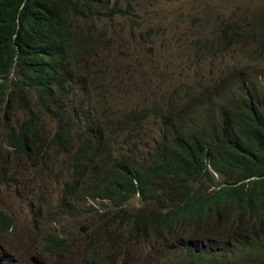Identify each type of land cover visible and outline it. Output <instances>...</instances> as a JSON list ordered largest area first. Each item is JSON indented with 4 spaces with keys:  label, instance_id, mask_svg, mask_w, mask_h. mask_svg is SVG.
Returning <instances> with one entry per match:
<instances>
[{
    "label": "trees",
    "instance_id": "obj_1",
    "mask_svg": "<svg viewBox=\"0 0 264 264\" xmlns=\"http://www.w3.org/2000/svg\"><path fill=\"white\" fill-rule=\"evenodd\" d=\"M113 1L0 0V110L29 113L9 136L16 155L40 161L50 145L67 142L70 131L61 124L51 142L41 135L29 93L49 113L58 106L70 77L64 68L95 48L89 20H112L120 12ZM244 23L220 24L217 54L247 48L264 57V12ZM240 80L231 100L223 98L231 90L228 78L217 85V114L209 108L201 125L162 131L142 162L113 156L104 132L127 130L144 113L107 117L96 130L89 126L69 155L63 202L90 198L123 205L139 193L156 210H141L129 223L175 237L174 264H181L179 255L190 264H264V78L250 72ZM167 202L173 204L169 210ZM200 239L204 243L197 244Z\"/></svg>",
    "mask_w": 264,
    "mask_h": 264
},
{
    "label": "rangeland",
    "instance_id": "obj_2",
    "mask_svg": "<svg viewBox=\"0 0 264 264\" xmlns=\"http://www.w3.org/2000/svg\"><path fill=\"white\" fill-rule=\"evenodd\" d=\"M112 5L120 12L108 21L110 39L103 55L110 64L101 55H90L80 74L88 78L87 89L94 94L95 103L99 101L92 115L112 119L132 111L149 115L127 130H105L111 145L107 150L113 151V156L130 155L145 161V153L154 148L162 129L181 121L186 129L201 125L207 109L217 111V92L209 95L212 98H201L205 91L228 78L231 90L223 98L231 100L236 84L250 72L260 81L264 78V57L253 55L251 49L232 48L221 55L212 48L213 41L221 40L220 24L239 22L245 27L244 22L264 12V0H115ZM119 62L130 63L118 69L115 64ZM236 66V70H225ZM69 71L64 68L65 73ZM103 89L109 93L103 94ZM29 97L35 123L47 137L56 131V123L38 104V97ZM12 108V112L0 110V120L8 125L0 127V158L8 150L5 137L29 117L26 111ZM68 157L62 148L61 154L49 149L39 162L8 154L9 166L3 167L7 173L0 174V210L12 218L13 227L8 233L0 231V264H86L87 260L93 261L91 264H167L151 246L136 245L128 250L124 242L111 244L108 235L124 230L119 220L123 215L116 217L109 203L62 202ZM149 205L153 204L135 197L124 209L146 207L151 211ZM50 238H61L63 244L54 243L51 250ZM201 243L204 240L197 241ZM216 243L207 240L212 249H217ZM175 248L173 243L174 253ZM235 249L242 252L240 247ZM178 259L190 264L181 255Z\"/></svg>",
    "mask_w": 264,
    "mask_h": 264
},
{
    "label": "clouds",
    "instance_id": "obj_3",
    "mask_svg": "<svg viewBox=\"0 0 264 264\" xmlns=\"http://www.w3.org/2000/svg\"><path fill=\"white\" fill-rule=\"evenodd\" d=\"M110 21H113V19ZM89 23H90L91 27H93L92 36H93L94 41H95V44H94L95 48H92L90 50V52L86 53L85 55L80 56V58L83 60H78L77 63L71 67L70 71L67 72V73H69L70 77L68 78V80L65 83H63V89L61 90V101L57 107L51 108L50 113H49V111L47 112L48 114H50V118L53 121H55V123H56V126H57L56 131L51 132V133H47V137H46L45 135H43V130L40 129L41 135H43L47 139V141H49V142H51L53 137L55 136V134L58 130V124L59 125L61 124V126L63 127L62 129L64 131H67V130L70 131L66 143H64L62 146L50 145L48 148V150L53 148L57 153H60V154H61V148H62L64 151V154L66 156H69L75 150L76 144L81 140V138L83 137L84 131L89 126H92L94 128V130H96L102 125L103 121L106 120L107 117L109 119H112L107 115L104 117H99V116L94 117L92 115V111L99 104V101H97L98 103H95L94 94L92 93V91L87 89V87L89 85L88 78L82 77L80 75L82 72V69H84V66L87 65L90 55H101L104 59V62L107 65L110 64L109 59L104 57V55H103V51L108 48L107 43H108V40L110 39L109 38L110 29H109L108 20L103 19V18L100 20H89ZM212 48L214 50H216V40L212 42ZM78 63H83V65H80ZM129 63L130 62H128L126 64H121L119 62V63H116L115 66L118 69H121V68L129 65ZM72 72H76L78 75L74 74ZM119 74L120 73L118 72V75ZM214 92H217V88H215L213 90L205 91L202 94L201 98H205ZM102 93L106 94V93H109V91L107 89H103ZM29 94L32 95V97H35L32 92H30ZM212 97L213 96H209L208 98H212ZM29 99H30V97H29ZM0 108H1V106H0ZM101 109H102V107H101ZM106 111H107L106 113H108V111H109L108 108H106ZM214 112H215V114H217V111L214 110ZM140 113H144L145 117H149V115L146 112H139V113H135L133 111L131 112V114H133V117L137 114H140ZM129 114L130 113H128V114L122 113L120 116H125V115H129ZM177 120L180 121V119H178V118H177ZM179 124L184 125V123L182 121ZM179 124H174L170 128L165 127L164 129L161 130V132L162 131L174 132L177 129V126ZM6 126H8L6 124V120H0V127L2 128V127H6ZM38 127H39V125H38ZM17 129H18V127L14 130H11L9 132V134L5 137V141H6V144L8 146V150H7L6 154L2 155L0 158L1 159L0 164L2 165V167H0L1 168V171H0L1 175L7 173V171L4 170L3 167L9 166L7 164L8 154L11 152L12 156H18L15 153H13L12 148L8 144L10 134H12L14 131H17ZM113 130H114V128H113ZM105 143L108 144L109 140L106 139L104 144ZM68 159H69V157H68ZM37 162H39V161L37 160ZM69 162H71V160H69L68 163ZM208 169L214 174V176L217 175L211 169V167H208ZM67 171H68V177H67L68 179L65 180L64 182H66L70 179V171L68 169H67ZM64 182H63V184H64ZM135 197L141 198L139 193H137L134 197H132L127 203H124L123 205H120V203L118 205H114L112 202L107 201V200H100V199H94L93 200L90 198H87L84 202H86V201H92V202L104 201L106 203H109L115 209L114 215L116 217L119 218L118 214L123 215L121 218H119V220L121 222H123L124 232L122 234H120V232H116V236H114L113 238H110L109 237L110 235H114V233L111 232L108 235V239L111 242V244L116 246L118 244V242H120L121 244H123V242H124L125 247L128 250L129 249L132 250L134 248V246H136V245H140L143 247H150L151 246L154 254L158 256V259L165 260L167 262V264H174L173 255L175 253L171 250V246L176 241L175 237L171 238V237H168L166 235L158 236L154 232V230H152V228L149 226H147V227H135L133 223H129L130 216H132L133 214H135L141 210H144L146 214L155 213V210H156L155 204H153L151 207L149 205V207L152 209L151 211H148V209L146 207H144L142 209L135 210V211L125 210L124 207L128 203H130V201ZM62 198H63V193H62ZM62 202H63V199H62ZM65 202H63V203H65ZM141 202L144 204H146V203L152 204V202H146L145 203L142 198H141ZM172 205L173 204L171 202H169V203L167 202L164 209L169 210L173 207ZM12 227H13L12 218L8 214H6L2 210H0V231H2V233H8ZM124 235H125V237L123 239ZM50 241H52V242H50L48 246L50 247L51 250H52V248L55 247L54 243H56V244L61 243V245L63 244V240L61 238H50ZM90 261L91 260H87L86 264H91L93 262V261H91V262ZM6 264H10L9 261H6Z\"/></svg>",
    "mask_w": 264,
    "mask_h": 264
},
{
    "label": "bare ground",
    "instance_id": "obj_4",
    "mask_svg": "<svg viewBox=\"0 0 264 264\" xmlns=\"http://www.w3.org/2000/svg\"><path fill=\"white\" fill-rule=\"evenodd\" d=\"M236 40V39H235ZM250 243V242H249ZM252 244V243H251ZM253 261V260H252Z\"/></svg>",
    "mask_w": 264,
    "mask_h": 264
}]
</instances>
